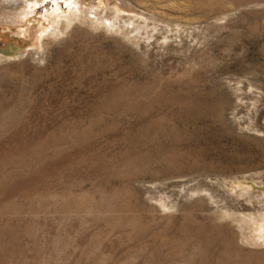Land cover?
Masks as SVG:
<instances>
[{
  "label": "rangeland",
  "instance_id": "rangeland-1",
  "mask_svg": "<svg viewBox=\"0 0 264 264\" xmlns=\"http://www.w3.org/2000/svg\"><path fill=\"white\" fill-rule=\"evenodd\" d=\"M0 264H264V0H0Z\"/></svg>",
  "mask_w": 264,
  "mask_h": 264
}]
</instances>
